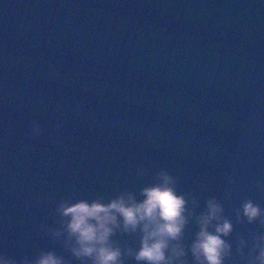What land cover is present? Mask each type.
<instances>
[{"label":"water","instance_id":"95a60500","mask_svg":"<svg viewBox=\"0 0 264 264\" xmlns=\"http://www.w3.org/2000/svg\"><path fill=\"white\" fill-rule=\"evenodd\" d=\"M161 168L197 212L222 203L241 264L238 238L264 232L233 213L264 208V0H0V255L78 264L43 230L58 202Z\"/></svg>","mask_w":264,"mask_h":264},{"label":"clouds","instance_id":"9594fccd","mask_svg":"<svg viewBox=\"0 0 264 264\" xmlns=\"http://www.w3.org/2000/svg\"><path fill=\"white\" fill-rule=\"evenodd\" d=\"M30 127L34 136L40 135L37 122ZM138 175L147 173L140 170ZM256 187L264 193V184ZM198 208L199 201L161 168L138 193L125 189L111 198L73 195L60 200L54 212L58 227L43 230L78 264H231L228 238L235 231L233 220L215 196L205 199L203 210L197 212ZM233 213L235 224L259 223L264 228V208L252 199L244 200ZM193 222L198 230L189 244L185 231ZM249 235L250 242L238 238L241 264H264V232ZM0 264H69V260L52 250L19 260L0 255Z\"/></svg>","mask_w":264,"mask_h":264}]
</instances>
